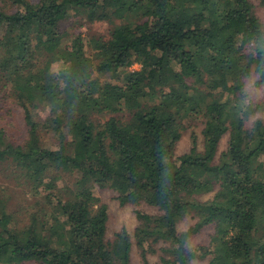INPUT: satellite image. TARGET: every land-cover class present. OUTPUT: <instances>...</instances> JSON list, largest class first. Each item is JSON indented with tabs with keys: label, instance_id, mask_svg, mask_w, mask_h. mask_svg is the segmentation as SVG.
<instances>
[{
	"label": "trees",
	"instance_id": "16d2710c",
	"mask_svg": "<svg viewBox=\"0 0 264 264\" xmlns=\"http://www.w3.org/2000/svg\"><path fill=\"white\" fill-rule=\"evenodd\" d=\"M254 8L253 0H0V118L23 120L12 140L0 123V167L31 195L19 226L0 186V264H131L129 232L106 238L96 186L160 210L136 212L143 264L159 243L165 264H191L198 251L188 239L207 225L215 226L209 264H264V101L247 94L253 74L264 85ZM72 17L110 23L109 37L71 33ZM106 112L128 116L96 119ZM197 119L203 148L192 133L177 155L185 121ZM187 216L196 223L179 231Z\"/></svg>",
	"mask_w": 264,
	"mask_h": 264
},
{
	"label": "rangeland",
	"instance_id": "374dc122",
	"mask_svg": "<svg viewBox=\"0 0 264 264\" xmlns=\"http://www.w3.org/2000/svg\"><path fill=\"white\" fill-rule=\"evenodd\" d=\"M255 3L254 11L257 16L264 24V6H262L259 0H253ZM65 27L68 31L75 34H81L83 37L90 38H107L109 37L111 24L108 22H88L85 19L78 17H72L65 23ZM89 46V47H88ZM89 48V49H88ZM88 53L91 52V47L87 43ZM141 64L135 63L130 66L128 69H140ZM257 76L253 74L247 78V94L250 99L260 102L264 101V85L257 86L255 81ZM17 111V110H16ZM126 117L127 113L121 116L120 114L114 113H103L96 116V119L104 121L110 118L111 116ZM15 118H11V115L1 116L0 123L7 125V140H12L13 137L20 134L19 130L21 129L22 113L20 112L17 115H14ZM256 117V116H255ZM264 117V116H263ZM185 130L182 132V136L176 145L177 155L187 153L191 147V134L195 133L198 138L199 148H203V134L202 130L204 127L202 119L197 120H187L185 121ZM20 136V135H19ZM228 135H225L220 144V152L227 148L228 144ZM43 140L48 145H55L57 143L56 139L52 137V134H47L43 136ZM13 171L7 166L0 167V186L7 190V198L10 199V211H18V214L15 215L18 221L19 226L24 225L26 222V216L29 213L27 212V205H29L28 200H31L29 193H26L25 188L23 187L22 182L15 178L10 177V172ZM12 174V173H11ZM75 176L71 174H64V181L72 182L75 179ZM95 191L97 195L101 198L102 202L105 203L108 207L109 218L107 222V232L106 238L108 242H112L115 239V234L123 230H127L132 237L133 246L131 250V264H143V259L141 255V250L137 245V241L134 238V233L136 227L139 225V220L137 218L136 212L138 210L143 211L148 214H159L160 210L156 206H152L145 201L140 202L139 204L126 203L122 204L118 199V194L110 188H101L96 186ZM213 196V193L205 194L200 196V199L207 200ZM45 199L41 197V201ZM36 202V201H35ZM29 210H33V207H30ZM21 212V214H19ZM25 218L24 221H22ZM196 223V219L193 216H187L178 223L179 231H186L190 226ZM215 233L214 225L204 226L198 233L193 234L188 239V246L191 249H196L198 255L194 258L191 264H209L212 254L209 252L213 249L212 236ZM166 246L163 243L153 245L152 249H149L147 246V259L148 264H165L163 261V256L166 255L162 248ZM209 252V253H208ZM24 264H40L38 262H28Z\"/></svg>",
	"mask_w": 264,
	"mask_h": 264
}]
</instances>
